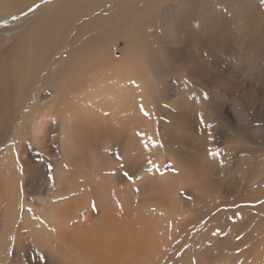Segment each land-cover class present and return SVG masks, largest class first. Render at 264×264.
Instances as JSON below:
<instances>
[{
  "label": "bare ground",
  "instance_id": "6f19581e",
  "mask_svg": "<svg viewBox=\"0 0 264 264\" xmlns=\"http://www.w3.org/2000/svg\"><path fill=\"white\" fill-rule=\"evenodd\" d=\"M0 12V264H264V0Z\"/></svg>",
  "mask_w": 264,
  "mask_h": 264
},
{
  "label": "rangeland",
  "instance_id": "374dc122",
  "mask_svg": "<svg viewBox=\"0 0 264 264\" xmlns=\"http://www.w3.org/2000/svg\"><path fill=\"white\" fill-rule=\"evenodd\" d=\"M29 1L30 0H21V2L24 3V6H27ZM37 2H39V0H37ZM32 4H33V2H32ZM0 15H1L0 16V35H1V33H4V34H7L8 37L11 36L10 38H12L13 35H11V34L14 33V27L18 26V25H16L17 19L15 18V16L5 15L2 12H0ZM1 41H3V40L0 37V42ZM2 54H3V52L1 53V55ZM114 155H115L114 158L107 157V160L109 161V163L112 164V167H113L112 173L113 174L115 173L114 175L113 174L112 175L118 176V172H117L118 171V153L116 152ZM36 161L37 160H34L33 163L26 165V176H27L26 178L27 179H26V182L24 184L22 183V187H21L23 193H25L24 195L26 197H30L31 199H35L36 196H35V191L32 188H30V185H34L35 187H38L40 189V191H42L43 193H46V191L48 190V187H50L52 185H53V187H55L54 182H55V177L58 174V172L60 170L68 169L67 167H57L56 163L52 164L51 161H48V163H45L43 161H40V162H38V161L36 162ZM116 163H117V165H115ZM113 165H115V166H113ZM107 174H110V173L107 172ZM30 190H32V191H30ZM96 205H97V203L94 201L90 205V210L94 215L95 214L97 215V212H98ZM104 244H106V242H104ZM29 257L30 256H24L23 257V263L26 262V259H29ZM31 257L33 258L32 255H31ZM10 258H11V255H10ZM5 264H9V262H7ZM40 264H42V263H40Z\"/></svg>",
  "mask_w": 264,
  "mask_h": 264
}]
</instances>
